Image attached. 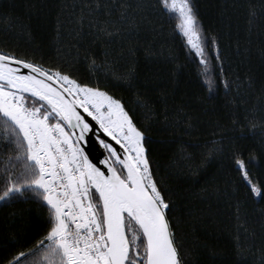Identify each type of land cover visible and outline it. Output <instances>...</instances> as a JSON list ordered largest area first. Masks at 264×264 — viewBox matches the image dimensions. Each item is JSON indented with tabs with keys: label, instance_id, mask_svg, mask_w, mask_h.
<instances>
[{
	"label": "trees",
	"instance_id": "1",
	"mask_svg": "<svg viewBox=\"0 0 264 264\" xmlns=\"http://www.w3.org/2000/svg\"><path fill=\"white\" fill-rule=\"evenodd\" d=\"M129 2L143 6L135 30L109 39L89 21L115 23L119 12L107 7L116 0H0V46L121 101L145 132L188 264H261L264 199L242 184L232 156L252 159L253 180L264 181V4L190 0L203 36L218 38L220 59L206 47L218 86L209 91L178 13L161 12L158 0ZM11 155L0 147V175ZM47 217L30 193L0 201V253L31 246Z\"/></svg>",
	"mask_w": 264,
	"mask_h": 264
},
{
	"label": "snow or ice",
	"instance_id": "2",
	"mask_svg": "<svg viewBox=\"0 0 264 264\" xmlns=\"http://www.w3.org/2000/svg\"><path fill=\"white\" fill-rule=\"evenodd\" d=\"M158 3L161 12L178 13L176 27L212 91L218 86L206 47H214V59H220L218 38L203 36L190 0ZM142 9L140 3L116 0L107 14L119 12L117 21H89V27L109 39L131 33ZM163 115L167 120V110ZM0 121V147L13 153L0 175V201L30 193L48 212L31 246L0 253V264H188L175 240L171 201L155 178L145 132L119 99L0 46ZM90 137L107 153L98 163L90 159ZM232 159L242 184L264 199V181H254L249 171L253 160L246 162L243 153Z\"/></svg>",
	"mask_w": 264,
	"mask_h": 264
},
{
	"label": "water",
	"instance_id": "3",
	"mask_svg": "<svg viewBox=\"0 0 264 264\" xmlns=\"http://www.w3.org/2000/svg\"><path fill=\"white\" fill-rule=\"evenodd\" d=\"M89 145L90 146H94V148L91 149L92 154L90 155V159H93V162L94 163H98V159H103L104 156L107 155V153L99 146L98 142L95 141V138L94 137H90V139H89ZM85 151L86 152H89L90 151V148L89 147H85ZM93 157H95V158H93Z\"/></svg>",
	"mask_w": 264,
	"mask_h": 264
}]
</instances>
